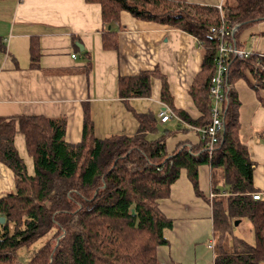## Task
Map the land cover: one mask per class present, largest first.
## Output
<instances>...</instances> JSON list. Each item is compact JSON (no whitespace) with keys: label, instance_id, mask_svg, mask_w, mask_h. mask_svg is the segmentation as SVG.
Here are the masks:
<instances>
[{"label":"trees","instance_id":"1","mask_svg":"<svg viewBox=\"0 0 264 264\" xmlns=\"http://www.w3.org/2000/svg\"><path fill=\"white\" fill-rule=\"evenodd\" d=\"M86 2L101 5L103 22L110 26L118 23L125 11L139 20L170 25L197 38L202 51L201 72L191 95L203 116L192 121L181 111L176 114L201 136L211 123L209 87L218 44L210 29L222 23L237 27L236 39L264 21V0H226L222 12L187 0ZM103 46L106 50L118 48L116 31L103 33ZM32 50V66H36L35 43ZM88 66L92 69L90 60ZM246 72L264 90V56L232 59L226 84L246 78ZM151 75L144 72L120 78V98L148 97ZM167 87L164 81L162 99L174 110ZM227 98L223 131L212 150L205 135L201 147L181 146L171 155L166 152L165 135L148 139V134L156 131V120L150 115L138 117L136 135L99 139L85 110L82 139L77 144L65 140L66 117H0V162L16 178V188L0 198V219L4 218L0 221V263L19 264L18 253L42 239L25 264H162L157 250L168 243L164 230L172 227V221L161 212L158 200L170 195L183 169L202 196L198 170L209 164L222 169L226 184L225 194L214 188L210 199L215 264H264V198L252 197L259 191L253 182L255 164L240 142L239 100L233 90ZM18 133L25 135L34 175L28 174L26 163L15 150ZM243 218L252 226V242L234 233L235 222Z\"/></svg>","mask_w":264,"mask_h":264},{"label":"crops","instance_id":"2","mask_svg":"<svg viewBox=\"0 0 264 264\" xmlns=\"http://www.w3.org/2000/svg\"><path fill=\"white\" fill-rule=\"evenodd\" d=\"M187 1L220 8L226 0ZM103 20L101 5L86 0H0V117H66L65 140L77 144L82 139L85 110L99 139L136 135L138 117L150 115L156 120V131L148 134V139L165 135L169 155L181 146L201 147L198 130L176 114L181 111L192 121L203 116L191 95L201 72L197 38L170 25L139 20L125 11L112 26ZM110 29L117 33L116 50L103 46V33ZM236 40L240 48L263 55L264 21L241 32ZM33 43L38 54L36 66H32ZM144 72L152 74L150 95L120 98V78ZM164 81L174 110L162 99ZM229 90L239 100L240 142L255 164L254 186L264 198V90L249 72L246 78L226 84L227 94ZM164 111L170 116L167 122L161 121ZM24 136L15 135V150L26 163L28 174L34 175ZM186 171L181 170L170 195L158 200L172 227L164 230L168 243L158 248L157 256L162 264H215L210 199L214 188L225 194L224 174L221 168L200 166L199 196ZM15 188L13 171L0 162V198ZM246 240L252 242L254 236Z\"/></svg>","mask_w":264,"mask_h":264},{"label":"built area","instance_id":"3","mask_svg":"<svg viewBox=\"0 0 264 264\" xmlns=\"http://www.w3.org/2000/svg\"><path fill=\"white\" fill-rule=\"evenodd\" d=\"M220 12L221 7L219 8ZM221 18L222 15H221ZM237 27H230L222 23L218 27H212L211 34L217 41V54L214 59L215 72L210 82L209 96L212 102L211 108V123L202 131V136H207L209 139L208 146L212 150L213 146L219 141L220 134L223 131V116L225 106L227 104L226 77L230 70V62L232 59L244 60L248 59L252 53L238 47L235 39ZM261 56H264L261 55ZM73 58L76 57L74 54ZM169 114L164 111L161 113V121L167 122L170 118ZM254 200L262 199L261 193L252 194ZM212 247V246H211Z\"/></svg>","mask_w":264,"mask_h":264},{"label":"rangeland","instance_id":"4","mask_svg":"<svg viewBox=\"0 0 264 264\" xmlns=\"http://www.w3.org/2000/svg\"><path fill=\"white\" fill-rule=\"evenodd\" d=\"M241 221V220H240ZM235 235L240 236L242 235V237L244 238H250L251 236H253V231L252 226L250 224V222L248 221V219L243 218V220L240 222V224L238 226H235ZM13 229V227H12ZM44 242V240L40 239L39 241H37L35 244L32 245V247L30 246L29 249H22L19 253H18V263L19 264H25V258H26V254L29 258V255L31 254L32 251L38 249L42 243ZM6 264V263H5Z\"/></svg>","mask_w":264,"mask_h":264},{"label":"water","instance_id":"5","mask_svg":"<svg viewBox=\"0 0 264 264\" xmlns=\"http://www.w3.org/2000/svg\"><path fill=\"white\" fill-rule=\"evenodd\" d=\"M3 220H4V218L3 219L2 218L0 219L1 222H4ZM239 224H240V221L239 220L235 222V226H238Z\"/></svg>","mask_w":264,"mask_h":264}]
</instances>
